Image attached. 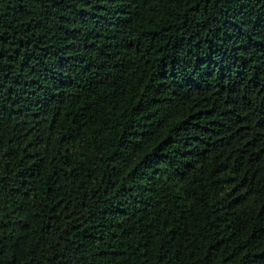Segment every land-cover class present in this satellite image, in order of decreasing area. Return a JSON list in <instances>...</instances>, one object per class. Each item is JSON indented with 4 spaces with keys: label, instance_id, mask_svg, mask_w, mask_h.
Returning a JSON list of instances; mask_svg holds the SVG:
<instances>
[{
    "label": "trees",
    "instance_id": "16d2710c",
    "mask_svg": "<svg viewBox=\"0 0 264 264\" xmlns=\"http://www.w3.org/2000/svg\"><path fill=\"white\" fill-rule=\"evenodd\" d=\"M0 264H264V0H0Z\"/></svg>",
    "mask_w": 264,
    "mask_h": 264
}]
</instances>
